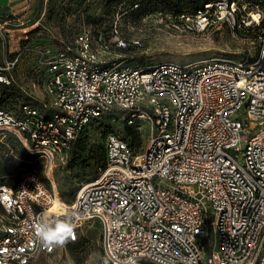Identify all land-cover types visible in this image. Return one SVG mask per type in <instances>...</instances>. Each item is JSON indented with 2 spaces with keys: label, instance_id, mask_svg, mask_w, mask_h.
<instances>
[{
  "label": "built area",
  "instance_id": "2783aa9c",
  "mask_svg": "<svg viewBox=\"0 0 264 264\" xmlns=\"http://www.w3.org/2000/svg\"><path fill=\"white\" fill-rule=\"evenodd\" d=\"M195 23L197 30L252 34L257 57L134 65L122 54L140 42L117 26L84 24L67 35L47 9L28 25L20 49L6 51L0 83L10 85L7 72L32 33L49 34L32 49L41 104L0 107V136L38 150L51 174L87 125L106 115L123 113L138 129L146 123L149 140L136 152L109 134L105 166L69 202L52 177L0 184V264H35L80 241L95 223L100 264H264V0L207 4ZM41 220H67L75 238L42 247L35 233Z\"/></svg>",
  "mask_w": 264,
  "mask_h": 264
},
{
  "label": "rangeland",
  "instance_id": "374dc122",
  "mask_svg": "<svg viewBox=\"0 0 264 264\" xmlns=\"http://www.w3.org/2000/svg\"><path fill=\"white\" fill-rule=\"evenodd\" d=\"M218 1L221 0H50L45 6L43 0H0V63L6 51L8 55L12 53L16 33L30 28L28 25L46 9L53 23L67 26L62 29L67 35L76 33L84 24L98 31L117 26L128 39L140 42L122 54L134 65L197 64L220 57L254 60L258 44L252 34L226 26L196 29L199 12ZM48 35L41 31L31 37L21 51L18 66L7 72L11 84L0 83L1 108L18 112L23 103L41 104V89L32 87L36 76L32 49L44 43ZM111 133L128 141L136 152L143 150L149 140L146 123L138 129L128 124L123 113L106 115L87 125L68 157L53 165L52 174L50 162L40 153L28 151L15 136H0V184L15 185L32 174L48 183L52 176L60 195L69 202L80 186L95 179L105 166V144ZM101 255V227L95 223L85 228L80 241L35 264H100Z\"/></svg>",
  "mask_w": 264,
  "mask_h": 264
},
{
  "label": "clouds",
  "instance_id": "9594fccd",
  "mask_svg": "<svg viewBox=\"0 0 264 264\" xmlns=\"http://www.w3.org/2000/svg\"><path fill=\"white\" fill-rule=\"evenodd\" d=\"M35 233L42 247L46 249L64 246L70 238H75L74 226L67 220H41L35 225Z\"/></svg>",
  "mask_w": 264,
  "mask_h": 264
},
{
  "label": "bare ground",
  "instance_id": "6f19581e",
  "mask_svg": "<svg viewBox=\"0 0 264 264\" xmlns=\"http://www.w3.org/2000/svg\"><path fill=\"white\" fill-rule=\"evenodd\" d=\"M30 30H31L30 28H26V29H23V30H19L18 33H16V36H15L16 39L14 40V43L12 45L13 47L11 48V49H13V51L16 52V51H18L20 49L21 41L28 39V32ZM19 32H21V33H19ZM17 36H18V38H17ZM33 151L37 152L38 150H33ZM52 179H53V177H52ZM63 211H68V207H64Z\"/></svg>",
  "mask_w": 264,
  "mask_h": 264
},
{
  "label": "trees",
  "instance_id": "16d2710c",
  "mask_svg": "<svg viewBox=\"0 0 264 264\" xmlns=\"http://www.w3.org/2000/svg\"><path fill=\"white\" fill-rule=\"evenodd\" d=\"M35 34H36V33H32V35H35ZM74 244H75V243H74ZM70 245H71V244H70ZM70 245H69V246H70ZM73 249H74V248H73ZM73 249H72V250H73Z\"/></svg>",
  "mask_w": 264,
  "mask_h": 264
}]
</instances>
